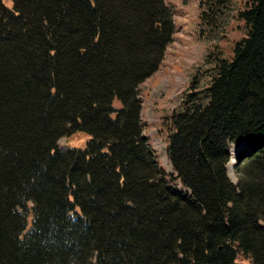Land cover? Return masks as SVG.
Here are the masks:
<instances>
[{
  "label": "trees",
  "instance_id": "obj_1",
  "mask_svg": "<svg viewBox=\"0 0 264 264\" xmlns=\"http://www.w3.org/2000/svg\"><path fill=\"white\" fill-rule=\"evenodd\" d=\"M199 8L214 33L231 0ZM236 18L232 56L214 46L169 119L181 192L142 123L165 0H0V264H264V0ZM75 134L85 149L59 146Z\"/></svg>",
  "mask_w": 264,
  "mask_h": 264
},
{
  "label": "rangeland",
  "instance_id": "obj_2",
  "mask_svg": "<svg viewBox=\"0 0 264 264\" xmlns=\"http://www.w3.org/2000/svg\"><path fill=\"white\" fill-rule=\"evenodd\" d=\"M174 11L175 34L167 47L158 71L140 87L143 103L142 123L145 135L150 140L161 167L169 176L172 186L186 192L176 180V174L168 158L169 119L181 108L183 95L190 89L192 82L199 87L208 84L207 55L214 46L231 57L237 41L244 37V23L236 18L237 12L244 8L245 0H231V10H227L222 23L223 28L211 32L201 21L199 0H165ZM89 140L84 134H75L61 139L59 146L67 150L71 147L85 149ZM239 147L231 145V161L228 175L237 183L234 172L235 152ZM32 215L29 217V226Z\"/></svg>",
  "mask_w": 264,
  "mask_h": 264
}]
</instances>
